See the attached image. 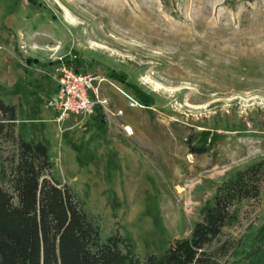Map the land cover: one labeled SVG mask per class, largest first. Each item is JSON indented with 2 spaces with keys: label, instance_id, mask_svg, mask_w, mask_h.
<instances>
[{
  "label": "rangeland",
  "instance_id": "rangeland-1",
  "mask_svg": "<svg viewBox=\"0 0 264 264\" xmlns=\"http://www.w3.org/2000/svg\"><path fill=\"white\" fill-rule=\"evenodd\" d=\"M60 59L100 78L104 107L57 121ZM0 99L17 134L49 146L102 241L161 256L219 186L264 162V0H0ZM233 209L209 251L264 261V177Z\"/></svg>",
  "mask_w": 264,
  "mask_h": 264
},
{
  "label": "trees",
  "instance_id": "trees-1",
  "mask_svg": "<svg viewBox=\"0 0 264 264\" xmlns=\"http://www.w3.org/2000/svg\"><path fill=\"white\" fill-rule=\"evenodd\" d=\"M16 123L17 107L0 99V145L12 144L0 164V264H220L209 247L236 218L235 203L259 195L264 177L260 162L219 186L188 237L141 261L129 238L116 234L102 241L76 193L55 178L49 146L17 134Z\"/></svg>",
  "mask_w": 264,
  "mask_h": 264
},
{
  "label": "built area",
  "instance_id": "built-area-1",
  "mask_svg": "<svg viewBox=\"0 0 264 264\" xmlns=\"http://www.w3.org/2000/svg\"><path fill=\"white\" fill-rule=\"evenodd\" d=\"M55 71L57 92L50 103L59 112L57 121L61 122L71 114L90 116L95 113L97 106H105L106 100L99 96L100 78L79 72L62 59ZM135 105L136 102L130 101V106Z\"/></svg>",
  "mask_w": 264,
  "mask_h": 264
},
{
  "label": "bare ground",
  "instance_id": "bare-ground-1",
  "mask_svg": "<svg viewBox=\"0 0 264 264\" xmlns=\"http://www.w3.org/2000/svg\"><path fill=\"white\" fill-rule=\"evenodd\" d=\"M127 129L131 131V129H130V128H127ZM180 191H181V190H180Z\"/></svg>",
  "mask_w": 264,
  "mask_h": 264
}]
</instances>
